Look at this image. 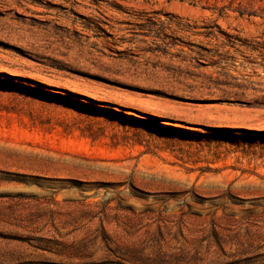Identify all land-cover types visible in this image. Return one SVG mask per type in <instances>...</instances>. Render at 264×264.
Returning <instances> with one entry per match:
<instances>
[{
    "label": "rangeland",
    "instance_id": "obj_1",
    "mask_svg": "<svg viewBox=\"0 0 264 264\" xmlns=\"http://www.w3.org/2000/svg\"><path fill=\"white\" fill-rule=\"evenodd\" d=\"M0 264H264V0H0Z\"/></svg>",
    "mask_w": 264,
    "mask_h": 264
},
{
    "label": "bare ground",
    "instance_id": "obj_2",
    "mask_svg": "<svg viewBox=\"0 0 264 264\" xmlns=\"http://www.w3.org/2000/svg\"><path fill=\"white\" fill-rule=\"evenodd\" d=\"M10 15H13V12H9Z\"/></svg>",
    "mask_w": 264,
    "mask_h": 264
}]
</instances>
